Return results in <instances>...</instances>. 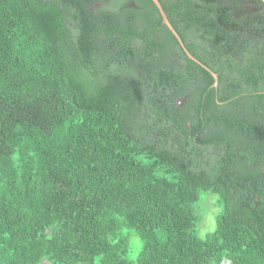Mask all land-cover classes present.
<instances>
[{"label":"trees","instance_id":"trees-1","mask_svg":"<svg viewBox=\"0 0 264 264\" xmlns=\"http://www.w3.org/2000/svg\"><path fill=\"white\" fill-rule=\"evenodd\" d=\"M159 1L217 89L152 0H0V264H264V1Z\"/></svg>","mask_w":264,"mask_h":264},{"label":"rangeland","instance_id":"rangeland-1","mask_svg":"<svg viewBox=\"0 0 264 264\" xmlns=\"http://www.w3.org/2000/svg\"><path fill=\"white\" fill-rule=\"evenodd\" d=\"M199 206V213L201 214V218L197 225V232L200 236H204L207 231H211L214 226V218L219 210L218 205L216 204L215 196L213 195H207L205 198H203L200 202L196 205V207ZM133 245L131 247V250L129 252L130 256H134L136 249L134 245L138 243V238L134 236L132 238Z\"/></svg>","mask_w":264,"mask_h":264},{"label":"water","instance_id":"water-1","mask_svg":"<svg viewBox=\"0 0 264 264\" xmlns=\"http://www.w3.org/2000/svg\"><path fill=\"white\" fill-rule=\"evenodd\" d=\"M264 1V0H263ZM152 2L155 4L156 8L158 9V12L160 14L161 17V21L162 23L169 29V31L172 33V35L175 37L177 43L179 44L180 48L182 49V51L184 52V54L191 59L192 61H194L195 63H197L198 65H200L204 70H206L211 77L213 78V82L211 84V86L215 89H217L218 87V76L217 73L214 72L208 65H206L205 63H203L200 59H198L196 56H194L189 50L188 48L185 46L182 38L180 37V35L178 34V32L176 31V29L173 27V25L170 23V21L167 18V15L160 3L159 0H152Z\"/></svg>","mask_w":264,"mask_h":264},{"label":"flooded vegetation","instance_id":"flooded-vegetation-1","mask_svg":"<svg viewBox=\"0 0 264 264\" xmlns=\"http://www.w3.org/2000/svg\"><path fill=\"white\" fill-rule=\"evenodd\" d=\"M182 101H183V99H181V100L179 101V104H181Z\"/></svg>","mask_w":264,"mask_h":264}]
</instances>
